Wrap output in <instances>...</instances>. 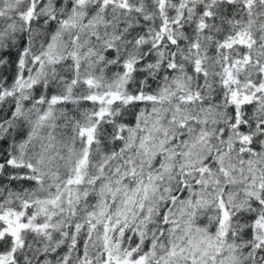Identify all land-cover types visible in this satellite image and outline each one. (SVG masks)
Masks as SVG:
<instances>
[{
	"label": "snow or ice",
	"instance_id": "snow-or-ice-1",
	"mask_svg": "<svg viewBox=\"0 0 264 264\" xmlns=\"http://www.w3.org/2000/svg\"><path fill=\"white\" fill-rule=\"evenodd\" d=\"M0 264H264V0H0Z\"/></svg>",
	"mask_w": 264,
	"mask_h": 264
}]
</instances>
